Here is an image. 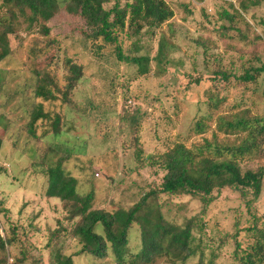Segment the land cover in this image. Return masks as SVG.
Here are the masks:
<instances>
[{"label":"rangeland","instance_id":"obj_1","mask_svg":"<svg viewBox=\"0 0 264 264\" xmlns=\"http://www.w3.org/2000/svg\"><path fill=\"white\" fill-rule=\"evenodd\" d=\"M256 1L167 0L174 17L156 31V36L141 38L140 54L150 57L144 62L145 74L135 65L116 60L115 48L93 39L85 21L66 9L48 22V36L40 25L29 27L21 18L17 32L10 35L12 54L3 58L0 48V116L9 123L8 129L0 125L4 141L0 199L11 214L10 222L2 221L7 229L14 223L41 230H31L28 239L22 237L26 245L19 242L11 247L10 263L22 256L24 246L28 259L23 264H36L40 259L50 264L49 229L67 224L69 209L44 196L47 177L43 171L48 164L44 165L42 158L51 143L64 150L74 148L64 164L65 172L78 180L82 195L95 192L94 207L114 212L119 207L129 209L161 185L164 170L159 156L176 144L194 150L208 143L235 144L243 134L220 131V117L249 110L251 116L264 119V74L249 83L236 77L258 64V57L264 61V0ZM243 4L248 6L246 11ZM5 10L0 0V15ZM161 34L166 36L169 49L162 63L155 57ZM198 41L204 42L206 49ZM121 44L125 52L133 51L132 40L121 38ZM69 60L83 66L84 76L71 95L74 105L63 113L65 133L36 140L28 130L33 103L39 101L34 95L35 71L50 66L55 72L56 68L63 85ZM220 71L232 77L226 80L217 75ZM59 107V102L45 103L49 112H58ZM125 112L135 114L139 121L130 125L123 119ZM198 122L204 127L199 129ZM42 131L39 127L38 136ZM214 153L211 150L208 155ZM56 160L53 155L52 161ZM260 164L264 165V149L260 156L240 160L244 170ZM246 209L239 196L228 191L204 212L202 203L191 196L162 193L152 197L144 217L152 223L161 217L162 223L175 224L181 230L191 221L195 227L192 246L197 253L185 262H175L163 254L151 264H239L228 234L236 231L237 221L241 227L252 226ZM256 210L262 226L264 181ZM74 236L66 242L71 243L66 253L73 255L76 264H119L111 250L102 258L78 254L82 245L79 236ZM139 236V228L134 227L124 249V264H145L138 257ZM241 238L245 243L250 239L247 232Z\"/></svg>","mask_w":264,"mask_h":264},{"label":"trees","instance_id":"obj_2","mask_svg":"<svg viewBox=\"0 0 264 264\" xmlns=\"http://www.w3.org/2000/svg\"><path fill=\"white\" fill-rule=\"evenodd\" d=\"M259 2L261 0L255 3ZM3 3L6 8L0 15V48L3 58L12 54L10 35L17 32L22 23L21 18L28 22L29 27L40 25L41 32L48 36L51 31L48 22L62 9H66L71 15L79 16L85 21L86 31L93 39L101 40L103 44L115 48L116 60L137 66L141 74H145L144 62L150 58L140 54L143 47L141 38L146 35L156 36V31L175 15L167 0H3ZM247 9L248 6L243 4V10ZM226 15L234 21V17ZM144 29L147 30L143 32ZM121 38L132 40L133 51L130 49V52H125ZM134 38L136 40H133ZM159 43V51L155 57L162 63L166 60L169 50L164 34H161ZM198 44L206 49L204 42L198 41ZM65 67L67 73L63 85L58 81L59 73L56 68H53L55 72L50 66L35 71L34 95L39 101L33 103L28 130L36 140L44 141L46 138L65 133L62 126L63 113L66 107L74 105L71 95L84 76L82 65L69 60ZM217 73L226 80L232 77V74L223 71ZM261 74H264V61L258 57V64H252L243 75L236 77L249 83ZM48 101L59 102L60 110L46 111L45 103ZM123 119L129 121L130 125L139 121L137 116L130 112H125ZM219 120L220 131L243 134L241 141H235V144L208 143L197 150L184 144H176L159 156L164 170L161 185L145 193L129 209L119 207L114 212L94 207L95 192L82 195L77 188L78 180L65 172L64 164L74 154V148L68 147L64 150L51 143L42 158L44 165L48 164V169L43 171L47 177L44 196L59 200L69 211L66 225L60 224L56 229H49L47 247L53 255L50 264H76L73 255L66 253L71 245H66V242L75 237L74 233L79 236V243L82 245L78 254L102 258L111 250L117 262L124 264V249L129 244V234L134 227H138L140 232L141 252L138 257L145 264H151L163 254L172 257L175 262H185L197 253V248L192 246V232L195 227L190 221L181 230L175 224L162 223L161 217L153 223L150 222L144 215L151 198L162 193L184 194L198 199L204 207V212L218 204L225 191L239 196L247 208V221L252 224L241 227L240 221H237L236 231L228 234L234 243V258L239 264H264V224H259L256 210V201L263 189L264 165L246 170L240 165V160L246 156L262 154L264 119L251 116L247 110L232 117L222 116ZM0 125L9 128V123L4 122L1 116ZM197 126L200 129L204 127V123L198 122ZM39 127L43 130L40 136L37 132ZM3 143V138L0 137V151ZM207 150H214L215 153L208 155ZM60 152L64 154L59 156ZM53 155L57 156L56 161H52ZM3 204L0 199V264H23L28 259V252H25L28 248L23 246L22 256L10 263L11 247L19 242L26 245L22 237L28 239L31 230L38 231L41 228L31 225L32 228L29 229L10 223L7 229L2 219L10 222L11 214ZM99 227L102 232L98 231ZM243 232H247L250 237L247 243L241 238ZM35 263L46 264L43 259Z\"/></svg>","mask_w":264,"mask_h":264}]
</instances>
